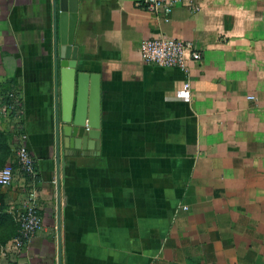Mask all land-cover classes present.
<instances>
[{
	"label": "crops",
	"instance_id": "0c3cea01",
	"mask_svg": "<svg viewBox=\"0 0 264 264\" xmlns=\"http://www.w3.org/2000/svg\"><path fill=\"white\" fill-rule=\"evenodd\" d=\"M142 1L77 0L72 46L78 71L99 77V151L61 153L57 169L53 0H0V84L21 99L37 169L35 184L16 169L0 188L12 226L0 264H264V0H191L168 20ZM157 37L201 60L186 75L143 63L140 43ZM14 125L0 116L9 141ZM31 204L43 229L17 252L15 214Z\"/></svg>",
	"mask_w": 264,
	"mask_h": 264
},
{
	"label": "water",
	"instance_id": "95a60500",
	"mask_svg": "<svg viewBox=\"0 0 264 264\" xmlns=\"http://www.w3.org/2000/svg\"><path fill=\"white\" fill-rule=\"evenodd\" d=\"M76 19L77 0H53L55 86L60 78L63 88L61 113L58 114L55 104L54 117L57 169L61 153L63 158H67L86 156L89 153L93 155L99 151V77L78 71L72 46Z\"/></svg>",
	"mask_w": 264,
	"mask_h": 264
},
{
	"label": "built area",
	"instance_id": "2783aa9c",
	"mask_svg": "<svg viewBox=\"0 0 264 264\" xmlns=\"http://www.w3.org/2000/svg\"><path fill=\"white\" fill-rule=\"evenodd\" d=\"M191 0H143V8L155 13L161 11L165 20H168L173 8L179 3H188L191 10L196 7L190 5ZM139 56L143 63L156 65L162 68L177 69L184 75L188 73L190 62H199L201 54L195 50L191 43L175 38L157 37L143 40L139 45ZM185 93L190 91V83L183 84ZM6 102H0V116L12 119L15 123L12 128L13 146L11 147V160L0 169V188L9 187L14 181L16 169L35 184L37 178L36 161L25 144L26 137L22 133L23 106L16 89L5 93ZM18 236L13 240L14 250L19 252L22 248L43 229V219L37 208L31 204L17 211L15 214Z\"/></svg>",
	"mask_w": 264,
	"mask_h": 264
},
{
	"label": "trees",
	"instance_id": "16d2710c",
	"mask_svg": "<svg viewBox=\"0 0 264 264\" xmlns=\"http://www.w3.org/2000/svg\"><path fill=\"white\" fill-rule=\"evenodd\" d=\"M15 86H13L10 83H4V84H0V102L4 103L6 102V97H5V93L7 91H10L11 89H13ZM8 141H9V136L3 132H0V145H4L5 147L8 146ZM9 153L11 154V148ZM7 154H4V156L0 157V163H3L5 161ZM8 220V216L7 214L4 212V207H2L0 205V222H5ZM17 226V225H16ZM17 230V229H16ZM18 236V233H17Z\"/></svg>",
	"mask_w": 264,
	"mask_h": 264
},
{
	"label": "rangeland",
	"instance_id": "374dc122",
	"mask_svg": "<svg viewBox=\"0 0 264 264\" xmlns=\"http://www.w3.org/2000/svg\"><path fill=\"white\" fill-rule=\"evenodd\" d=\"M4 131V129L0 128V132ZM13 146V141H8V146L0 145V157L4 156V154H7L5 161L3 163H0V169L4 167L6 164H8L11 160V154L9 153L10 148ZM12 229V226L10 225L9 221L0 222V237L3 235H6L7 232H10Z\"/></svg>",
	"mask_w": 264,
	"mask_h": 264
}]
</instances>
